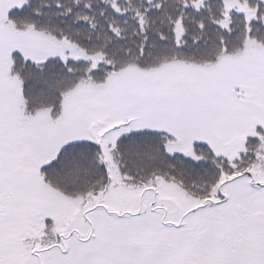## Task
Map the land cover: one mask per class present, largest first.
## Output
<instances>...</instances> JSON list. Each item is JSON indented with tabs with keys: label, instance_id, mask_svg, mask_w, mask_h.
I'll return each instance as SVG.
<instances>
[{
	"label": "snow or ice",
	"instance_id": "obj_1",
	"mask_svg": "<svg viewBox=\"0 0 264 264\" xmlns=\"http://www.w3.org/2000/svg\"><path fill=\"white\" fill-rule=\"evenodd\" d=\"M0 264H264V0H0Z\"/></svg>",
	"mask_w": 264,
	"mask_h": 264
}]
</instances>
